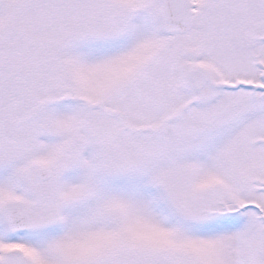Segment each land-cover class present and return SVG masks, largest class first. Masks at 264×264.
Returning a JSON list of instances; mask_svg holds the SVG:
<instances>
[{
  "label": "snow or ice",
  "instance_id": "snow-or-ice-1",
  "mask_svg": "<svg viewBox=\"0 0 264 264\" xmlns=\"http://www.w3.org/2000/svg\"><path fill=\"white\" fill-rule=\"evenodd\" d=\"M0 264H264V0H0Z\"/></svg>",
  "mask_w": 264,
  "mask_h": 264
}]
</instances>
